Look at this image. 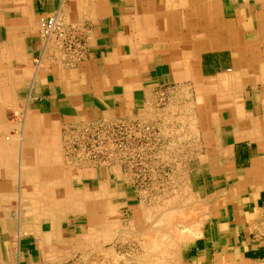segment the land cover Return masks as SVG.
Instances as JSON below:
<instances>
[{"label": "crops", "instance_id": "0c3cea01", "mask_svg": "<svg viewBox=\"0 0 264 264\" xmlns=\"http://www.w3.org/2000/svg\"><path fill=\"white\" fill-rule=\"evenodd\" d=\"M59 3L0 0V264L59 263L76 247L70 238L77 234L67 235L66 226L85 216L73 212L75 199L83 196L95 203L103 184L112 200L129 199L128 183L113 180L110 171L98 168L90 156L82 158L79 137L87 127L97 121L155 123L158 113H148V108L162 88L193 85L187 74L190 63L202 82L231 71L232 46L255 63V70L264 64V0H238L237 5L228 0L227 8L224 3L225 13L213 25L211 42L206 39L211 47L193 62L188 57V37L183 40L182 35L185 16L172 8L173 0H64L63 21L80 32L86 46L83 56L72 59L64 57L55 42L46 44L39 33V18L51 15ZM229 30L232 45L226 37ZM172 31L176 35L170 38ZM225 51L229 59L221 56ZM250 82L228 103L218 96L203 100L202 113H222L223 120H229L233 105L243 117L236 128L231 123L209 127L206 115H201L206 120L204 133H213L219 145L207 149L208 157L213 153L210 160H216L211 166L219 172L212 182L231 185L214 221L204 226L188 250L202 262L208 256L222 258L230 250L236 259L248 261L264 250V244L255 243L261 239L259 234L251 238L252 227L264 222V148L248 138L264 131L257 126L259 121L264 124V74L254 72ZM227 137L230 143L225 145ZM222 189L225 186L218 191ZM52 231L54 237L40 243L42 232Z\"/></svg>", "mask_w": 264, "mask_h": 264}, {"label": "rangeland", "instance_id": "374dc122", "mask_svg": "<svg viewBox=\"0 0 264 264\" xmlns=\"http://www.w3.org/2000/svg\"><path fill=\"white\" fill-rule=\"evenodd\" d=\"M187 1L188 0H173L174 5L172 6V8L176 10V13L185 16L184 24L186 28L182 31V35L184 36L183 40L188 37L187 32L190 21V7ZM191 1L194 2L196 7H201V5L204 4L203 2L201 3L200 0ZM208 1H219L221 7L224 3L225 7H228V0ZM236 1L238 2V0H232V4L237 5ZM224 10L222 13H225ZM217 18L218 17L207 21L210 27L213 25L216 26L219 23L216 20ZM207 23L202 22L203 25H207ZM198 33L196 37L200 39L202 31L200 30ZM226 34V37L231 39L232 30L226 32ZM188 40L189 43H191L190 39ZM200 42L201 40L199 43ZM195 50L200 51H197V53L194 54L195 56L192 55L194 59L198 58V55L205 49ZM221 56L225 59H229L230 53L225 51ZM233 56L234 59H236V53L233 52ZM194 69V67L189 69L190 71L188 73L193 80V85L182 84L169 86L166 90L165 87H163L162 92L157 97L154 104L149 106L148 113L158 114L157 116L155 115V123L149 120L145 121L146 124H144L143 127L148 130L142 133L141 136H143V139L140 141L141 144H135L132 152L128 153L129 157H133L132 159L126 158L125 153L118 152L119 149H113L115 143H118L115 140H123L121 135L114 132L111 138L106 139L105 137H107V135L97 130L96 147L94 151L98 163L97 166L104 171H110L111 176L114 177L113 180L116 179L117 182L128 183L129 190L131 191L130 197L128 200L117 196L113 200L112 197H103L104 199L101 201V205H103L100 211H103L109 218L116 222V225L107 227V229L103 228L102 230H97L95 233H89L86 224V216L83 215L75 221L72 219L70 223L68 222L69 224L67 226L65 225L68 227L67 235L77 234L70 238V240H72V245L76 247L73 249L71 248L70 254L61 258V261L57 264H139V260H143L140 264H144L146 259L147 263L145 264H152L151 261H153L154 264H175L176 262L164 261L165 257L161 254H159L161 256L152 257L155 261L149 258L150 255L148 256L149 251H152L150 250L152 249L151 245H157V242L159 245H166L169 239L171 241L175 240L174 242L176 243H180L179 248H181L178 251L179 262L177 261L176 264H215L212 262L220 261L221 258L219 255L218 257L215 256L214 259L213 256H208L206 260L202 262L200 259H196L191 252H188L194 240L201 236L204 226L206 227L210 221H214L212 218L217 213L220 204L227 199L231 186L229 184L224 185V183L212 182L213 180H217L219 172L217 173L218 168L212 167L216 164V160H210V156H212L213 153L210 152L212 154L210 155L209 153V157L207 153L208 145L205 143L206 141L204 138L206 133H204L205 121L200 116L206 102H202L203 98H201V94L198 93L200 86L194 84L195 82H201V80L197 78ZM226 70L227 69H225V71ZM230 76H233L231 81L233 80V82H236V79L240 81L239 76L236 77L235 68H233L231 71H226V74L216 79L213 77L207 82L211 83L215 80H222L223 83H225ZM184 79L186 80L188 78ZM250 81L242 83V90L236 92V97L244 91L247 84L251 83ZM207 82H203V84ZM210 110L212 111V109ZM222 131L224 132L225 129L223 128ZM226 131L230 132V127L226 128ZM139 135L140 134L137 136ZM224 142L225 145L230 143L228 137ZM216 146L217 145L214 144V149ZM83 152L85 151L82 150L81 152L82 158L83 156L89 158L88 155H83ZM225 154L227 155L228 153L226 152ZM223 163L225 164L224 172L226 171L225 174L227 175L229 171L227 167L228 156H226L225 162ZM224 186L226 188L225 190L222 189L218 191V189ZM192 199H194L195 202H201L196 204ZM261 204L264 214V200L261 201ZM170 208L172 210H170ZM193 208H195V213L197 214L190 213L193 211L191 210ZM197 209L199 211H197ZM193 217H195V219ZM196 218L198 219L196 220ZM196 223L197 226H195ZM198 224H200V226H198ZM169 230L170 232H168ZM184 230L188 235L181 232ZM148 233H150V235ZM254 234H259L261 236V239L255 243L264 244V222L252 227V239L255 237ZM185 235L187 236L185 237ZM255 238L257 239V237ZM170 240L167 245L171 243ZM262 248H264V246H262ZM145 254L148 257L145 256ZM223 254L224 255L221 256L222 259L228 260L231 258L233 264H264V250H262V255L258 257L255 255L248 261H241L240 259L235 260L236 257L233 255L232 250L229 251V254L227 251H224ZM138 257L141 258L139 259ZM219 264H221V262H219Z\"/></svg>", "mask_w": 264, "mask_h": 264}, {"label": "bare ground", "instance_id": "6f19581e", "mask_svg": "<svg viewBox=\"0 0 264 264\" xmlns=\"http://www.w3.org/2000/svg\"><path fill=\"white\" fill-rule=\"evenodd\" d=\"M201 1V3L203 2L204 4L203 5H201V7H202V9H201V7H196V5L194 4V2L193 1H187V2H189V7H190V21H189V27H188V32H187V35H188V39H190V41H191V45H189L188 46V57L191 59V61L193 62V59H194V57L192 56V55H194L195 53H197V51H200V50H195V49H209L211 46H209V45H207L206 46V43H207V41H206V39L207 40H211L210 38L213 36V34H212V32L213 33H215V28L212 26V27H210L209 26V24L207 23V21H210V20H213L214 18H216V17H218L216 20L217 21H220V15H221V13H222V7H221V4H220V2L218 1V2H209L208 0H200ZM161 2V1H160ZM60 4V3H59ZM163 4V3H162ZM170 4V3H169ZM133 8V7H132ZM234 13V12H233ZM175 14V13H174ZM135 15V14H134ZM239 15V14H238ZM133 16V15H132ZM138 17V16H137ZM141 17V16H140ZM173 18H175V17H172V20H174ZM138 19V18H137ZM176 19V18H175ZM131 20H132V18H131ZM168 20V19H167ZM166 20V21H167ZM128 21H129V19H128ZM134 21V20H133ZM136 21V20H135ZM166 21H164V22H166ZM206 22L207 23V26L206 25H203L202 24V22ZM131 22V21H130ZM129 22V23H130ZM249 22V21H248ZM133 23V22H132ZM201 23V24H200ZM134 24V23H133ZM139 24V23H138ZM177 24H179V22H177L176 23V25ZM130 25V24H129ZM137 25V24H136ZM210 25H212V24H210ZM138 26V25H137ZM140 27V26H139ZM155 27V26H154ZM154 27H153V29H154ZM136 28V27H135ZM151 30H152V28H150ZM139 30H141L142 31V29H141V27L139 28ZM150 30V31H151ZM202 31V35H201V37H200V39H198L197 37H196V35H198L199 33V31ZM141 31H139V32H141ZM145 30H143V32H144ZM149 31V30H148ZM155 31V30H154ZM153 31V32H154ZM121 32V31H120ZM131 32V31H130ZM133 32H135V31H133ZM157 32V31H156ZM149 33V32H148ZM172 34H170V38H171V36L173 35H176L175 33H174V31H172L171 32ZM198 33V34H197ZM126 34V33H125ZM134 34H136V32L134 33ZM145 34V33H144ZM138 35H139V33H138ZM166 35L168 36V38H169V34H168V32L166 33ZM126 36V35H125ZM132 36V35H131ZM139 36H141V35H139ZM252 36V35H251ZM163 37V36H162ZM248 37V36H247ZM143 38V37H142ZM142 38H140V39H142ZM129 39V38H128ZM157 39V38H156ZM125 40H126V38H125ZM201 40V42L199 43V41ZM232 41L230 42V44L232 45V43L234 42L233 41V39H231ZM129 41V40H128ZM131 41V40H130ZM135 41H136V39H135ZM189 41V40H188ZM211 42V41H210ZM126 43H127V41H126ZM132 43H133V41H132ZM199 43V44H198ZM47 44V43H46ZM50 44V43H49ZM197 44H198V46H197ZM5 45V44H4ZM128 45H129V43H128ZM58 46V45H57ZM172 46V45H171ZM197 46V47H196ZM226 47V46H225ZM232 48L234 49V53H236V56H235V58L236 59H234L235 61H234V68H235V71H236V73H238V72H241V75L239 76V79H240V81H237V79H236V82H233V80L231 81V79H232V77L234 76H230L229 78H228V80L225 82V83H223V81L222 80H215L214 82H211V83H205V84H203V82L201 81L200 83L199 82H195L194 84L196 85V86H200V90H198V93L199 94H201V98H203V100L205 99V98H207L208 96H211V97H219V100H225V102L226 103H228L229 101H233L234 99H236V92H239V91H241L242 90V83H246V82H249L251 79H252V77H253V75H254V72L256 73V74H264V64L262 63V64H260V69L257 71V70H255V63L251 60V59H249V58H247L245 55L243 56V55H239L237 52H236V49L232 46ZM213 49V48H212ZM177 50V49H176ZM178 54V53H177ZM172 55V54H171ZM195 56V55H194ZM124 58V57H123ZM16 59V58H15ZM195 59H197V58H195ZM179 60V59H178ZM174 62H175V60H173ZM180 63V62H179ZM178 64V63H177ZM16 66V65H15ZM189 69H192L193 68V66H192V63H190L189 65ZM248 67H250V68H252V72H250L249 70V68ZM20 69V68H19ZM37 69V68H36ZM175 69V68H174ZM188 69V71H187V74L189 73V70ZM241 69V70H240ZM244 69V70H243ZM130 71V70H129ZM194 71H195V69H194ZM35 72V71H34ZM178 72V69H176V73ZM130 73V72H129ZM191 73V72H190ZM34 75V74H33ZM182 75V74H181ZM194 75H195V73H194ZM185 76V75H184ZM193 77V76H192ZM196 77V76H195ZM179 79V78H178ZM202 79V78H201ZM206 79V78H205ZM215 79V78H214ZM234 79V78H233ZM133 80V79H132ZM180 80V79H179ZM136 81V80H135ZM15 82V81H14ZM7 83V82H6ZM185 85V84H184ZM245 86V85H244ZM244 86H243V88H244ZM122 88V87H121ZM132 89V88H131ZM129 91V90H128ZM16 95V94H15ZM211 97H209V98H211ZM11 98V97H10ZM18 99V98H17ZM27 100V99H26ZM202 100V102L203 103H205L206 102V100L205 101H203ZM14 101H15V99H14ZM13 101V102H14ZM18 102V101H17ZM201 102V103H202ZM16 104V103H15ZM19 104H20V101H19ZM26 104V103H25ZM21 105V104H20ZM6 106V105H5ZM12 107H14V106H12ZM16 107V106H15ZM231 107H232V109H230V113H229V117H227V118H229V120H223V118H222V113H201V115L203 114H205L206 115V120H208V123H209V127H212V126H210V125H216V126H218V123H231V124H233V125H235V128H236V124L238 123V124H240V122H241V119H242V117H243V114H241V113H239L238 112V110H236V107H234L233 105H231ZM8 108V107H7ZM18 108V107H17ZM6 109V108H5ZM11 109V108H10ZM22 110V109H21ZM24 110V109H23ZM225 111V110H224ZM0 113H2V108H0ZM238 113H239V115H238ZM168 114V113H167ZM22 115H23V113H22ZM200 115V116H201ZM221 115V116H220ZM140 117V116H139ZM3 119V118H2ZM16 119H18V118H16ZM15 119V120H16ZM7 120V119H6ZM191 120V119H190ZM196 120V119H195ZM205 120V121H206ZM190 122V121H189ZM254 122V121H253ZM261 121H259L258 123H257V126L259 127V128H262V127H264V124L263 123H260ZM7 123V122H6ZM19 124H20V122H19ZM9 125V124H8ZM14 125V124H13ZM10 126V125H9ZM193 126V125H192ZM21 127V126H20ZM194 128V127H193ZM206 129V128H205ZM195 130V129H194ZM196 131V130H195ZM7 134V133H6ZM190 134V133H189ZM213 133H211V132H209V133H206L205 134V143H207V145L208 146H213L214 145V142L216 143L215 145H217V139L214 141V136L212 137L211 135H212ZM235 134H236V131H235ZM192 136V135H191ZM198 136V135H197ZM232 136V135H231ZM81 138V137H80ZM196 138V137H195ZM248 138H251V139H253L254 141H256L257 143H258V146L260 147V149L261 148H264V131H257L253 136H249ZM198 139V138H197ZM196 141V140H195ZM11 142V141H10ZM65 142V141H64ZM9 143V142H8ZM198 143V142H197ZM194 144V143H193ZM204 144V143H203ZM203 144H201V145H203ZM37 145V144H36ZM199 145V144H198ZM6 146V145H5ZM217 146H219V145H217ZM7 147V146H6ZM35 147V146H34ZM33 147V148H34ZM216 148V147H215ZM191 149H192V147H191ZM10 151H12V150H10ZM13 152V151H12ZM18 152V151H17ZM75 153V152H74ZM199 154V153H198ZM200 156V155H199ZM218 156V155H217ZM223 156V155H222ZM226 156H229V155H226ZM84 157V156H83ZM260 157V156H259ZM217 158V157H216ZM219 158V157H218ZM224 158V157H223ZM229 158V157H228ZM1 159V158H0ZM12 159H14V158H12ZM110 159V158H109ZM19 160V159H18ZM87 160V159H86ZM224 160V159H223ZM263 160V159H262ZM3 161V160H2ZM222 161V160H221ZM18 162V161H17ZM229 162V161H228ZM2 163V162H1ZM5 163V162H4ZM217 163H218V161H217ZM230 163V162H229ZM3 165V164H2ZM5 165V164H4ZM37 165V164H36ZM34 167V166H33ZM37 167V166H36ZM83 167V166H82ZM19 169V168H18ZM21 170V169H20ZM230 171H231V169H230ZM223 172V171H222ZM226 172V171H225ZM232 172H233V170H232ZM2 174V173H1ZM15 175V174H14ZM18 175V174H17ZM235 175V174H234ZM16 176V175H15ZM67 176V175H66ZM14 177V176H13ZM12 177V178H13ZM54 177V176H53ZM18 178V177H17ZM57 178H59V177H57ZM248 178V177H247ZM44 179V178H43ZM46 179V178H45ZM39 180V179H38ZM17 182H18V180H17ZM256 184V183H255ZM44 185H45V183H44ZM263 186V188H264V185H262ZM109 190V189H108ZM225 190V189H224ZM236 190L237 189H235V190H233L232 191V194H234L235 192H236ZM17 192V191H16ZM15 192V193H16ZM29 192H31V191H29ZM46 192V191H45ZM1 193V192H0ZM18 193V192H17ZM224 193V192H223ZM237 193V192H236ZM20 194V193H19ZM44 194V193H43ZM111 194H112V192H111ZM216 194H218V193H216ZM215 195V194H214ZM106 196V198L107 197H110V195H108V192L106 191V189H105V184H103L102 186H100L99 188H98V190H97V193H96V200H95V203L94 202H90L89 201V199L88 198H83V196H81V198H79V199H75L74 200V205L72 206L73 208H72V210H73V212H75V213H84L85 214V216H86V224H87V226H88V232L89 233H91V232H93V233H95V232H97V230H102L103 228L105 229H107V227H110V226H112V225H116V222H114L111 218H109L108 217V215L107 214H105L103 211H100V208H101V206L103 205H101V201H103L102 199H104L103 197H105ZM217 196V195H216ZM238 196V195H237ZM233 197V196H232ZM196 199V198H195ZM235 199V198H234ZM24 200V199H23ZM193 201H194V199H192ZM209 200V199H208ZM58 201V200H57ZM216 201V200H215ZM219 201H220V199H219ZM232 201V200H231ZM17 202H19V201H17ZM198 202H201V201H198ZM198 202L196 201H194V203H196V204H198ZM211 202H212V200H211ZM224 202H225V200H224ZM61 203V202H60ZM66 203H67V201H66ZM205 203V202H204ZM58 204V203H57ZM90 204H91V207H90ZM224 204V203H223ZM234 204V203H233ZM11 206V205H10ZM66 206H68V205H66ZM70 206V205H69ZM193 206V205H192ZM61 207V206H60ZM194 207V206H193ZM198 207H201V206H198ZM173 208V207H172ZM58 209V208H57ZM63 209V208H62ZM200 209H202V208H200ZM170 210H172L171 208H170ZM191 210H193L192 212H190V213H195V208H193V209H191ZM197 211H199L198 209H197ZM217 211V210H216ZM14 212H16V211H14ZM13 212V213H14ZM178 213V212H177ZM214 213V212H213ZM218 213H219V211H218ZM18 214V213H17ZM68 214V213H67ZM174 214V213H173ZM179 214V213H178ZM181 214V213H180ZM195 214H197V213H195ZM227 214V213H226ZM13 215H15V214H13ZM152 215V214H151ZM154 215V214H153ZM182 215H184V214H182ZM17 216V215H16ZM19 216V215H18ZM30 216V215H29ZM178 216V215H177ZM187 216V215H186ZM186 216H185V218H186ZM196 216V215H195ZM58 217V216H57ZM77 217V216H76ZM160 217V216H159ZM167 217H169V216H167ZM181 217H183V216H181ZM189 217H190V214H189ZM8 218H10L11 219V217H8ZM154 218V217H153ZM194 219H195V217H193ZM169 219V218H168ZM175 219V218H174ZM180 219V218H179ZM184 219V218H183ZM190 219V218H189ZM193 219V220H194ZM198 218H196V220H197ZM200 219V218H199ZM7 220V219H6ZM142 220V219H141ZM186 220V219H185ZM8 221V220H7ZM17 221H18V219H17ZM50 221V220H49ZM187 221V220H186ZM19 222H20V220H19ZM24 222V221H23ZM25 222H26V220H25ZM151 222V221H150ZM163 222V221H162ZM197 222V221H196ZM204 222V221H203ZM9 224H10V222H8ZM172 223H174V222H172ZM180 223V222H179ZM185 223V222H184ZM197 223H199V222H197ZM197 223H196V225L195 226H197ZM53 224V223H52ZM51 224V225H52ZM154 224V223H153ZM194 224V223H193ZM192 224V225H193ZM7 225V224H6ZM21 225V224H20ZM155 225V224H154ZM183 225V224H182ZM191 225V226H192ZM198 226H200V224H198ZM10 227V226H9ZM155 227H157V226H155ZM192 227H194V226H192ZM18 228V227H17ZM99 228V229H98ZM169 228V227H168ZM172 228H174V227H172ZM179 228V227H178ZM191 228V227H190ZM7 229H8V226H7ZM181 229V228H180ZM159 230V229H158ZM165 230V229H164ZM46 231V230H45ZM192 231V230H191ZM145 232V231H144ZM150 232V231H149ZM156 232V231H155ZM161 232V231H160ZM168 232H170V230L168 231ZM181 232H186L185 230L184 231H181ZM26 233V232H25ZM120 233V232H119ZM145 233H147V232H145ZM152 233V232H151ZM154 233V232H153ZM189 233V232H188ZM192 233H193V231H192ZM191 233V234H192ZM199 233V232H198ZM18 234V233H17ZM42 234H43V232H42ZM41 234V237H40V243H47L48 242V240H50L51 238H53L54 236V232L52 231V232H49V233H45L44 232V234L42 235ZM101 234V233H100ZM149 235H150V233H148ZM163 234V233H162ZM176 234V233H175ZM179 234V233H178ZM185 234H187V233H185ZM10 235V234H9ZM20 235V234H19ZM144 235V234H143ZM188 235V234H187ZM187 235H185V237L187 236ZM190 235V234H189ZM194 235V234H193ZM53 236V237H52ZM147 236V235H146ZM152 236V235H151ZM169 236V235H168ZM197 236V235H196ZM19 237V236H18ZM17 237V238H18ZM166 237V236H165ZM165 237H163V238H165ZM148 238V237H147ZM146 238V239H147ZM154 238V237H153ZM168 238V237H167ZM179 238V237H178ZM188 238V237H187ZM35 239V238H34ZM37 239V238H36ZM149 239V238H148ZM151 239V238H150ZM181 239H183V238H181ZM186 239V238H185ZM152 240V239H151ZM160 240H161V238H160ZM170 240V239H169ZM169 240L166 242V245H159L158 244V242H157V245H151L152 246V249H150V250H152L151 252L149 251V254H148V256H149V258H155V257H157L159 254H161V255H163L164 257H165V259H164V261H167V262H176L177 263V261H178V254H179V249L181 248H179V244L180 243H176V242H174V241H171V243L169 244V245H167V243L169 242ZM149 241V240H148ZM153 241V240H152ZM151 241V242H152ZM156 241V240H155ZM162 241V240H161ZM145 242H146V240H145ZM179 242V241H178ZM92 243V242H91ZM153 243V242H152ZM156 243V242H155ZM69 244V246H70V243H68ZM154 244V243H153ZM162 244V243H161ZM44 245V244H43ZM60 245V244H59ZM58 245V246H59ZM104 245V244H103ZM78 246V245H77ZM144 246V245H143ZM57 247V246H56ZM55 247V248H56ZM66 247V246H65ZM52 248V247H51ZM50 248V249H51ZM67 248V247H66ZM99 248V247H98ZM53 249H54V247H53ZM56 249H58V248H56ZM62 249V248H61ZM43 250V249H42ZM106 250V249H105ZM143 250V249H142ZM51 251V250H50ZM91 251V250H90ZM110 251V250H109ZM145 251V250H144ZM45 252V251H44ZM49 252V251H48ZM53 252H54V250H53ZM57 252V251H56ZM148 252V251H147ZM147 252H146V254H147ZM52 253V252H51ZM142 253V252H141ZM66 254V253H65ZM145 254V256H147ZM112 255V254H111ZM161 255H159V256H161ZM51 256V255H50ZM147 256V257H148ZM227 256V255H226ZM54 257V256H53ZM63 257V256H62ZM142 257V256H141ZM140 257V258H141ZM144 257V256H143ZM236 257V256H235ZM18 258V257H17ZM44 258V257H43ZM139 258V257H138ZM139 258V259H140ZM146 258V257H145ZM152 258V259H153ZM56 259V258H55ZM157 259V258H156ZM179 259H180V257H179ZM53 260V259H52ZM51 260V261H52ZM154 261H155V259H153ZM181 260V259H180ZM235 260H236V258H235ZM48 262H49V260H47ZM138 261V260H137ZM141 260H139V264L140 263H142V261L140 262ZM54 262V261H53ZM149 262H150V260H149ZM152 262V264H154L153 263V261H151ZM160 262V261H159ZM179 262V261H178ZM219 262H221V264H223V263H228V264H233L232 262V260H231V258L230 259H228V260H226V259H220V261ZM219 262H215V264H219ZM4 263V262H3ZM58 263V262H57ZM145 263H147V259H146V261H145ZM144 263V264H145ZM156 263V262H155ZM166 263V262H165ZM175 263V264H176ZM43 264H44V262H43ZM149 264V263H148ZM151 264V263H150ZM158 264V263H157ZM161 264V263H160Z\"/></svg>", "mask_w": 264, "mask_h": 264}, {"label": "built area", "instance_id": "2783aa9c", "mask_svg": "<svg viewBox=\"0 0 264 264\" xmlns=\"http://www.w3.org/2000/svg\"><path fill=\"white\" fill-rule=\"evenodd\" d=\"M63 4L64 0H61L59 8L51 15L41 16L39 18V33L45 43L50 41L55 42L64 57L71 59L74 57L78 58L83 56L86 46L77 29L66 27L61 11ZM37 63H39V60H37ZM97 130L105 133V135H107V137H105L106 139L111 138L114 132L121 135L123 140H115L118 143H115L113 149H119L118 152L125 153L126 158L132 159L133 157H129L128 153L132 152L135 144H141L140 141L143 139L141 135L148 129L137 124L129 125L123 121L110 123L104 121L95 122L84 130V133L81 134V138L79 137L81 152L82 150L85 151L83 155H88L95 160L96 154L94 151L96 147ZM138 134L140 135L137 136Z\"/></svg>", "mask_w": 264, "mask_h": 264}]
</instances>
